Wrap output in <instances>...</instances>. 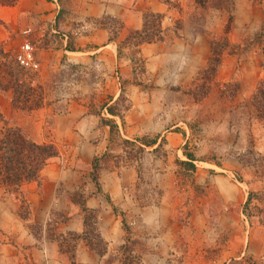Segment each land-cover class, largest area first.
Listing matches in <instances>:
<instances>
[{
    "label": "crops",
    "instance_id": "1",
    "mask_svg": "<svg viewBox=\"0 0 264 264\" xmlns=\"http://www.w3.org/2000/svg\"><path fill=\"white\" fill-rule=\"evenodd\" d=\"M177 3L174 9L160 0H16L12 6H0V139L5 128L16 127L30 141L50 143L58 152L43 166L37 181L22 184L20 194L0 186V264H71L59 239L82 232L83 208L97 212V230L107 248L110 242H119L121 223L115 207L123 212L138 208L130 193L137 181L135 163L116 165L124 141L133 143V150L176 151L174 163L193 186L203 184L216 192L229 188L238 195L240 190L230 178L233 172L211 163H204L208 170L198 171L193 155L181 150L195 130L180 120L176 109L182 103L180 94L193 91L206 67L211 40L223 36L229 49L210 82L209 94L201 100L230 99L231 112L240 110L249 117V99L258 80L264 79V0H229L218 8L197 7L191 0ZM144 13L162 17L163 39L126 43L131 32L142 28ZM107 18L120 25L112 30L115 39L103 24ZM257 26L255 46L240 60L239 50L230 48ZM25 28L31 29L28 39L38 63L32 73L13 59L25 41L21 33ZM121 94L129 109L121 117L109 114L107 107ZM173 94L176 101L169 99ZM101 119L111 121L114 132ZM179 162L193 164L194 170ZM237 184L246 186L243 181ZM20 195L27 203L25 219L19 216ZM223 198L232 199L229 193ZM234 201L235 206L245 203L238 196ZM242 207L233 209L235 216L239 210L244 216ZM209 211L197 210L195 228L206 227L202 218ZM244 219L246 243L250 225ZM33 227L40 230L37 236ZM228 252L230 257L221 256L213 264H253L250 258L264 264V257L255 260L232 248ZM104 255H97L82 238L75 244L76 264H100Z\"/></svg>",
    "mask_w": 264,
    "mask_h": 264
},
{
    "label": "rangeland",
    "instance_id": "2",
    "mask_svg": "<svg viewBox=\"0 0 264 264\" xmlns=\"http://www.w3.org/2000/svg\"><path fill=\"white\" fill-rule=\"evenodd\" d=\"M104 23L110 25L108 20ZM258 27L247 36L243 33V40L239 45H234L239 46L236 50H239L237 55L240 60L255 46ZM202 71L199 72L193 91L180 94L182 103L176 109L177 113L181 112L180 120L191 124L195 130L181 150L193 155L198 171L209 168L204 163H211L233 172L234 176L230 178L233 182L235 180L234 184L240 192L236 195L229 188L221 187L216 192L210 186L205 188L203 184L193 186L192 179L174 163L177 160L176 151L167 153L163 148H156L137 153L125 144L116 165L121 167L124 163H135L137 181L130 193L138 208L129 207L123 212L115 207V213L111 209L120 220L121 236L119 242H110L106 247L107 252L100 264H213L221 256L223 259L230 257L228 250L231 248L236 250L235 253L243 251L255 260L264 257V225L259 223L264 217L260 214L255 217L249 235H246L249 239L245 243L244 216L239 214L240 210L235 216L233 210L242 207L241 203L235 206L234 197L238 196L240 201L245 202L249 192L264 191V122L251 116L246 117L240 110L231 112L233 104L230 99L201 100L200 93L206 90L208 95L211 82ZM19 91L22 92L21 89ZM177 98L175 94L169 95L170 101H176ZM216 172L221 173L217 169ZM242 181L246 186L237 184ZM228 193L233 201L223 198ZM205 199L207 205L203 206ZM206 207L211 211L204 213L205 217L202 218L206 227L195 228L199 221L197 210ZM91 212L93 216L88 226L99 234L98 214ZM191 212L195 219L190 218ZM53 219H57L56 216ZM219 219L221 225L217 224ZM88 226L83 225L80 236L85 237L90 232L91 237ZM31 230L35 236L40 233L36 227ZM126 237L129 238L128 243ZM63 243L65 251L70 247L72 238L65 237ZM125 243L127 248L123 250L121 246ZM66 255L69 257L70 253ZM249 260L257 264L251 258Z\"/></svg>",
    "mask_w": 264,
    "mask_h": 264
},
{
    "label": "trees",
    "instance_id": "3",
    "mask_svg": "<svg viewBox=\"0 0 264 264\" xmlns=\"http://www.w3.org/2000/svg\"><path fill=\"white\" fill-rule=\"evenodd\" d=\"M193 4L197 7H205L207 4L211 7H221L227 5L229 0H191ZM169 9L178 8L177 0H160ZM16 3V0H0V6H12ZM142 20V28L139 31L131 32L125 39L126 43H131L133 45H138L142 43H152L161 41L163 39L164 30L161 28V16L153 13H144ZM108 20L109 24H105L109 31L111 32V39H115L113 29L119 28L120 25L112 19H104L103 21ZM179 26V23L175 25V28ZM113 34V35H112ZM210 57L207 62L205 69L202 72H205L210 81L214 78L217 68L220 65L221 58L225 53V50L229 49V43L226 37L221 36L217 40H211L210 42ZM239 46H234L230 49H238ZM230 85H226L225 88H228ZM207 91L201 92L199 98L202 99L207 95ZM195 98L197 97L196 94ZM250 111L248 110V115L253 117L256 120H261L264 122V79L260 80L248 102ZM129 109V105L126 101V98L121 94L113 106L107 107V112L111 115H121L124 111ZM102 123H108L111 133L114 132L115 126L109 120L101 119ZM126 145H133V143L124 141ZM137 153L143 152V148H137ZM58 152L56 148L50 144H36L29 139L16 127L5 128L2 132V137L0 139V186L7 189L12 193L20 194V187L22 184L31 181H37L39 178V172L51 159L57 157ZM189 160L192 159L190 154H186ZM180 165L187 166L188 169L194 170V166L191 163L179 162ZM97 167V162L93 161L92 170H95ZM92 180L96 185L97 179L93 175ZM21 196V195H20ZM21 205L19 216L23 219L27 217V203L21 196ZM107 201L109 199L107 198ZM262 207H261V206ZM83 224L90 226L89 219L93 216V213L86 208H83ZM242 213L247 218L250 226H253L255 217L260 214L264 217V191L249 192L247 199L242 207ZM260 224L264 225V219H260ZM88 228L91 230V237L89 236L90 232H87V236L83 237L76 234H66V238H72V243L68 249L65 250L66 253H70L69 260L71 264H76L74 259V248L77 240L83 239L87 246L97 253V255L102 256L106 251L107 244L103 241L99 234L95 232V229L92 230L91 227ZM124 227V226H123ZM124 230L127 232V228L124 227ZM128 243L129 238H125ZM61 241H64V237H61ZM127 244L121 246V249H126ZM62 249V246H61ZM126 259V258H125ZM249 261V260H248Z\"/></svg>",
    "mask_w": 264,
    "mask_h": 264
},
{
    "label": "built area",
    "instance_id": "4",
    "mask_svg": "<svg viewBox=\"0 0 264 264\" xmlns=\"http://www.w3.org/2000/svg\"><path fill=\"white\" fill-rule=\"evenodd\" d=\"M21 33L23 36H25V41L21 45L20 51L14 56L13 59L19 68L25 72L32 73L38 69V63L34 59V48L28 39V36L31 34V29L25 28Z\"/></svg>",
    "mask_w": 264,
    "mask_h": 264
}]
</instances>
